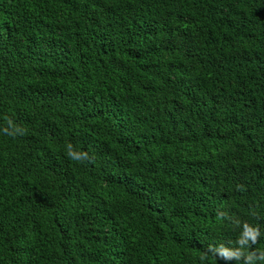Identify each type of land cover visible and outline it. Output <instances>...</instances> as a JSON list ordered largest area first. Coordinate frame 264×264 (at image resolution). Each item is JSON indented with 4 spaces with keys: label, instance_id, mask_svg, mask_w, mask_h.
<instances>
[{
    "label": "trees",
    "instance_id": "trees-1",
    "mask_svg": "<svg viewBox=\"0 0 264 264\" xmlns=\"http://www.w3.org/2000/svg\"><path fill=\"white\" fill-rule=\"evenodd\" d=\"M5 117L0 264H235L201 256L218 210L264 233V0H0Z\"/></svg>",
    "mask_w": 264,
    "mask_h": 264
},
{
    "label": "clouds",
    "instance_id": "clouds-1",
    "mask_svg": "<svg viewBox=\"0 0 264 264\" xmlns=\"http://www.w3.org/2000/svg\"><path fill=\"white\" fill-rule=\"evenodd\" d=\"M6 126L0 129L4 135L13 139L26 135V129L16 124L12 118L5 117ZM67 157L80 164L92 163L94 157L86 151H78L71 143L66 145ZM238 191H244L243 185H237ZM255 215V212L252 213ZM217 218L232 225L241 228L240 235L236 240L237 247L231 248L221 243L219 245L209 244L207 250L201 256V260H206L209 255L217 260L235 261V264H264V251H259L254 248L260 242L264 233L261 232L260 226H253L248 222H241L239 218L230 215L226 211H217Z\"/></svg>",
    "mask_w": 264,
    "mask_h": 264
}]
</instances>
